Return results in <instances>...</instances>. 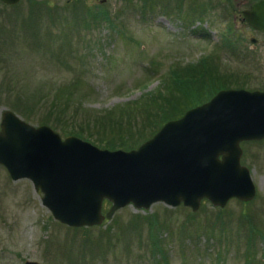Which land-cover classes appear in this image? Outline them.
Instances as JSON below:
<instances>
[{"label":"rangeland","instance_id":"rangeland-1","mask_svg":"<svg viewBox=\"0 0 264 264\" xmlns=\"http://www.w3.org/2000/svg\"><path fill=\"white\" fill-rule=\"evenodd\" d=\"M246 1L252 0L0 1V122L11 109L63 137L73 135L63 128L83 129L102 146L118 136L116 127L100 125L103 116L164 91L177 66L209 57L228 76L176 100L177 113L208 100L216 87H233L246 72L261 85L264 33L243 20ZM60 87L75 92L61 123L54 112L47 116L51 92ZM140 110L122 135L130 127L152 136L155 126L143 128ZM246 148L242 161L257 186L249 202L233 198L221 208L205 199L196 212L164 202L148 209L129 204L82 227L55 219L33 182L13 180L0 164V264H264V141ZM109 206L105 201L103 210Z\"/></svg>","mask_w":264,"mask_h":264},{"label":"water","instance_id":"water-1","mask_svg":"<svg viewBox=\"0 0 264 264\" xmlns=\"http://www.w3.org/2000/svg\"><path fill=\"white\" fill-rule=\"evenodd\" d=\"M244 16L264 32V0L255 1ZM263 138L264 91L244 88L219 90L129 150L102 148L78 135L63 137L6 109L0 164L13 180L29 178L55 219L72 227L93 226L129 204L148 209L164 202L198 211L204 199L216 207L234 197L254 199L257 186L241 162L240 142ZM105 200L111 206L104 213Z\"/></svg>","mask_w":264,"mask_h":264},{"label":"trees","instance_id":"trees-1","mask_svg":"<svg viewBox=\"0 0 264 264\" xmlns=\"http://www.w3.org/2000/svg\"><path fill=\"white\" fill-rule=\"evenodd\" d=\"M208 58L209 57L203 58L197 64L175 67L165 79L164 91L150 93V97L143 98V100L139 101L138 104L120 106L121 108H116L114 113L110 111L108 114L103 116L100 125L102 127L103 125L116 127L118 129V136L111 137L112 139L108 141L109 143L102 145V147L132 148L147 139L146 131L136 135V133L131 131L133 129L130 127H127L128 130H126V135L121 134L127 123L128 125L129 123L130 125L132 124L131 118L135 109L141 108L139 113L142 115V122L144 125L143 128H146V125L154 124L157 129L166 120L177 118L181 116L186 109H188L184 108L177 113L180 109V105L177 104L176 100L179 101L181 98L189 95L188 93L192 92L194 89L200 90L209 84H215V82H225L228 76L226 74H221L218 66L210 64ZM218 88L220 89L221 87H216V89H214L210 94L216 93ZM162 92H164V94ZM51 94L52 99L50 101V109L47 116L54 112L58 116L57 122L61 123L63 122L65 113L68 110L70 99H72V95H75V92L70 88L60 87L58 90L54 91V93L52 91ZM32 101L35 103L34 97L32 98ZM47 120L48 119H44L42 122H47ZM60 128L62 129L63 127ZM155 128H152L150 135L155 133ZM62 130L65 134H77L85 139L91 138L83 131V129L67 130V128H63ZM134 136H137L138 138H135Z\"/></svg>","mask_w":264,"mask_h":264},{"label":"flooded vegetation","instance_id":"flooded-vegetation-1","mask_svg":"<svg viewBox=\"0 0 264 264\" xmlns=\"http://www.w3.org/2000/svg\"><path fill=\"white\" fill-rule=\"evenodd\" d=\"M255 0H252V1H246V7L242 10V18L243 20L246 22L245 18L243 17V11L245 9H248L250 8L251 4L254 2ZM247 23V22H246ZM249 25V24H248ZM250 29L252 31H255V32H261V33H264L263 31L259 30V29H256L255 27H253L252 25H249ZM255 39V41L253 40ZM252 41L253 42H256L257 43V39L256 37H252ZM241 80L240 81H237L235 83V85L233 86L234 88H245L247 90H251V91H254V90H261V91H264V83L261 84V85H252L251 83V78L249 76V73L246 72L244 77L241 76ZM223 88V87H222ZM258 141H264V138L263 139H250V140H242L240 142V145L242 147V150H243V153H242V158H241V162L245 165L248 166V164H246V162L242 161L244 159V156L246 155L247 153V148L246 146L249 145V144H254Z\"/></svg>","mask_w":264,"mask_h":264},{"label":"bare ground","instance_id":"bare-ground-1","mask_svg":"<svg viewBox=\"0 0 264 264\" xmlns=\"http://www.w3.org/2000/svg\"><path fill=\"white\" fill-rule=\"evenodd\" d=\"M139 145H140V144H139ZM139 145H138V146H139ZM1 165H2V164H1ZM41 199H42V196H41Z\"/></svg>","mask_w":264,"mask_h":264}]
</instances>
